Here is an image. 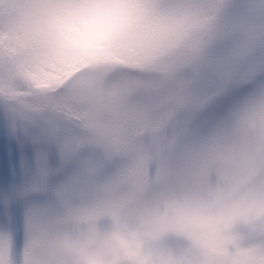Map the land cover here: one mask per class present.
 Segmentation results:
<instances>
[{
	"label": "rangeland",
	"instance_id": "obj_1",
	"mask_svg": "<svg viewBox=\"0 0 264 264\" xmlns=\"http://www.w3.org/2000/svg\"><path fill=\"white\" fill-rule=\"evenodd\" d=\"M148 2L158 11L146 23L88 59L49 60L0 28V86L13 79L84 121L79 133L38 109L16 129L0 101L13 133L54 148L16 188L28 201L25 238L17 246L0 224V264H65L75 251L66 226H103L129 200L166 264H264V0ZM183 38V62L198 60L188 75L145 82L138 66Z\"/></svg>",
	"mask_w": 264,
	"mask_h": 264
},
{
	"label": "clouds",
	"instance_id": "obj_2",
	"mask_svg": "<svg viewBox=\"0 0 264 264\" xmlns=\"http://www.w3.org/2000/svg\"><path fill=\"white\" fill-rule=\"evenodd\" d=\"M158 8L148 0H0V28L49 60L88 59L146 23ZM264 118V99L258 102ZM75 251L65 264H166L135 201L103 226H66Z\"/></svg>",
	"mask_w": 264,
	"mask_h": 264
},
{
	"label": "snow or ice",
	"instance_id": "obj_3",
	"mask_svg": "<svg viewBox=\"0 0 264 264\" xmlns=\"http://www.w3.org/2000/svg\"><path fill=\"white\" fill-rule=\"evenodd\" d=\"M45 149L54 152L52 146L35 140L31 134L13 133L0 119V224L12 230L17 246L25 238L28 201L16 195V188L40 162ZM6 196L10 200L8 212L4 204Z\"/></svg>",
	"mask_w": 264,
	"mask_h": 264
},
{
	"label": "trees",
	"instance_id": "obj_4",
	"mask_svg": "<svg viewBox=\"0 0 264 264\" xmlns=\"http://www.w3.org/2000/svg\"><path fill=\"white\" fill-rule=\"evenodd\" d=\"M188 35H190V33ZM197 35L199 38H202L204 32H197ZM188 41H190V38ZM186 46V39H180L170 48L171 53H169L165 58L157 57L155 59L156 62L153 64L154 68L157 67V70L159 71L158 74H161L164 77H171L168 78L169 82L175 81L176 77H185L188 75L192 66L198 62L196 57L192 58L186 63L183 62V59L186 58ZM204 48L207 50L206 45H204ZM200 51V49L196 50L198 53ZM153 82L157 83V85H160V87L161 84H163V82H160L159 79H155ZM29 91L30 90L26 88H18V83L13 79H8L6 82H2L0 86V101L5 103L8 112L12 115L11 127L13 128L18 129L20 127L22 130H24V126L30 124L31 117H34V114L38 115V110H35V108L42 109L40 108V105L35 102V99L31 96V93L28 94ZM16 93L23 94L16 96ZM31 104L34 105V108L33 106L31 107ZM25 105H28L31 107V109H27ZM52 115L53 119H59L63 117L54 111H52ZM39 141L44 142L43 139H40Z\"/></svg>",
	"mask_w": 264,
	"mask_h": 264
}]
</instances>
